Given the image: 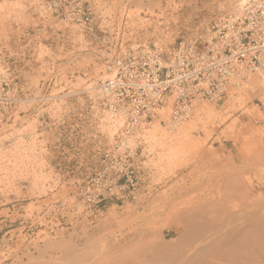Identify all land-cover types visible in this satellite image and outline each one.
<instances>
[{"label": "built area", "instance_id": "built-area-1", "mask_svg": "<svg viewBox=\"0 0 264 264\" xmlns=\"http://www.w3.org/2000/svg\"><path fill=\"white\" fill-rule=\"evenodd\" d=\"M32 3L38 18L27 28V40L12 42L30 51L17 53L10 44H0V210L14 208L19 215L14 223L42 227L56 216L62 228L79 224L90 230L108 204L123 197L136 171V139L169 104L167 126L174 129L202 103L219 106L259 77L258 101L264 107V0H237L231 11L168 50L158 43L132 42L135 36L126 38L124 27L112 32L111 18L101 19L95 0ZM59 25L73 30L67 43L56 42L61 50L94 46L108 54L106 79L96 89L68 87L65 57L54 56L45 33ZM42 46L51 55H42ZM83 106L117 128L103 154L88 152L86 157L98 161L84 173ZM41 175L58 185L47 181L36 209L28 211L29 203L23 202L29 183ZM65 184L70 188L66 196L61 192Z\"/></svg>", "mask_w": 264, "mask_h": 264}, {"label": "rangeland", "instance_id": "rangeland-1", "mask_svg": "<svg viewBox=\"0 0 264 264\" xmlns=\"http://www.w3.org/2000/svg\"><path fill=\"white\" fill-rule=\"evenodd\" d=\"M33 1L0 0V44H10L17 53L30 51V48H14L12 42L27 40L26 30L38 18L31 5ZM95 1L101 19L106 22L108 17L111 18L112 32L124 27L126 38L136 37L132 38V42L158 43L165 50L172 48L181 38H193L217 17L231 11L237 2ZM51 22L56 23V18ZM61 25L45 33L50 38L49 45L55 50L54 56L65 57L68 87L96 89L106 79L105 59L108 54L104 48L94 46L81 49L65 46L61 50L56 42L67 43L73 34V30L64 29ZM39 49L42 55H51L47 48L42 46ZM260 84V79L253 78L245 87L232 92L219 106L202 103L190 120L177 129L167 126L170 108L160 111L162 116L144 125L136 139L140 140L135 145L138 150L132 160L136 171L127 179L129 181L121 191L123 197L108 204L90 230L81 228L79 224L62 228V225H57L56 216H51L46 226L30 228L14 223V215L19 217L14 208L0 210V264H99L101 257L107 253L110 256L118 253L119 256H129H124L127 259L147 253L145 255L150 260L161 262L157 251L151 247L155 243L161 242L165 246L170 243L166 248L171 255L180 253L184 248L176 242L180 235L173 233L172 228L164 227L172 208L196 204L203 199L207 202L213 193L220 192L223 182L219 177H234L235 174L245 177L249 180V192L264 207V107L258 101L262 100ZM85 100L84 94L82 103ZM82 114L84 139L80 146L84 152V173L87 167L98 161L86 157L88 152L95 149L103 154L107 145L115 140L117 128L109 118L102 120L101 115L94 118L87 106H83ZM49 180L53 181L51 176L41 175L29 183L30 193L23 202L29 203L28 211L36 209V198L44 194V184ZM53 183L58 185L56 181ZM61 192L66 196L70 188L65 184ZM226 193L223 199L226 203L230 202V206L233 201L241 203L239 199L232 200L231 193ZM216 197L219 198V195ZM246 209L244 212L250 211Z\"/></svg>", "mask_w": 264, "mask_h": 264}, {"label": "bare ground", "instance_id": "bare-ground-1", "mask_svg": "<svg viewBox=\"0 0 264 264\" xmlns=\"http://www.w3.org/2000/svg\"><path fill=\"white\" fill-rule=\"evenodd\" d=\"M255 78L259 79V77ZM160 111L159 116H162ZM240 175L242 176V174ZM218 179L223 182H221L223 185L220 183L221 187L218 186L220 192L213 193L207 202H204L205 199H203V202L195 201L196 204L172 208L168 216L169 220L166 218L170 223L166 222L164 227L172 228L173 233L180 235L176 242L184 245V248L180 253L171 255L168 252L169 249L166 248L170 243L165 246L164 243L154 242L155 244L151 247L157 251L161 258V262L158 260L160 263L264 264V207L249 192V180L245 177L235 174L234 177L224 176ZM226 191L232 194V200L239 199L238 201L241 203L237 204L233 201L231 207L230 202L226 203L223 199L227 194ZM217 194L219 198L216 197ZM245 209L250 211L244 212ZM109 254L102 256L99 264H156L158 262L150 260L148 255H145L147 253L143 256L138 254L128 259L125 257L129 256L122 255V257L118 255L119 253L116 256ZM159 262L158 264H160Z\"/></svg>", "mask_w": 264, "mask_h": 264}]
</instances>
